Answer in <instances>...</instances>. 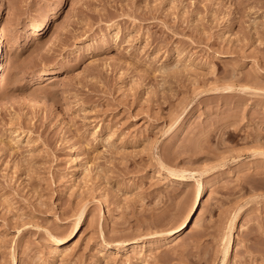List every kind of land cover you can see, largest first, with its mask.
<instances>
[{
  "label": "rangeland",
  "instance_id": "374dc122",
  "mask_svg": "<svg viewBox=\"0 0 264 264\" xmlns=\"http://www.w3.org/2000/svg\"><path fill=\"white\" fill-rule=\"evenodd\" d=\"M0 49V264H264V0H0Z\"/></svg>",
  "mask_w": 264,
  "mask_h": 264
},
{
  "label": "bare ground",
  "instance_id": "6f19581e",
  "mask_svg": "<svg viewBox=\"0 0 264 264\" xmlns=\"http://www.w3.org/2000/svg\"><path fill=\"white\" fill-rule=\"evenodd\" d=\"M45 23H46L45 19H43L41 22H39V24H37L34 27V30L35 31L42 30L44 28ZM0 51H1V49H0ZM169 173L172 175V177H175L177 180H180V181H188L189 180L188 177L194 176V174H195V173H189V175H188V174H186L185 171L174 172V171H170V170H169ZM206 190L207 189H206V187L203 184L199 185V187L197 189V192L195 194L193 203L191 205L190 211L186 214V216L184 217L183 221L173 231H171L172 235H173V240L176 239L179 236V234H181L184 231H186L191 226L193 221L197 218L198 212H199V208H200L201 204L204 202V199L206 197V193H207ZM85 216H86L85 215V211H83L81 213V215H80V218H79L74 230L72 231V233L70 234L69 237H66V238H55L54 246L56 248L64 246L65 244H67L69 242H72V241L74 242L77 239V237L79 236L80 231L82 230V227H83V225L85 223L84 222L85 221ZM130 244L133 245V247H132L133 249H136L138 247L136 245L137 244L136 241L130 242ZM233 247H234L233 242H232L231 239H229L228 243L226 244V247H225V250H224V254H223L224 255V260H223L224 264L228 263L227 262L228 261L227 258L230 255V253L233 251Z\"/></svg>",
  "mask_w": 264,
  "mask_h": 264
}]
</instances>
